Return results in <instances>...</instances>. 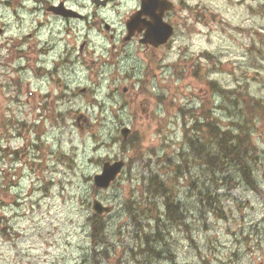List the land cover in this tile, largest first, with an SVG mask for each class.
<instances>
[{
	"label": "rangeland",
	"instance_id": "1",
	"mask_svg": "<svg viewBox=\"0 0 264 264\" xmlns=\"http://www.w3.org/2000/svg\"><path fill=\"white\" fill-rule=\"evenodd\" d=\"M221 13L228 24L190 37L195 54H219L215 67L202 60L179 75L183 63L171 61L178 67L139 75L143 84L129 75L133 61L116 71L87 47L86 58L62 61L54 86L48 80L43 90H59L60 104L35 109L36 93L29 104L26 95L8 101L13 86L0 94V264H264V17ZM204 107L222 130L250 131L258 190L238 168L199 159L192 142L205 134L192 124ZM125 126L135 131L134 146L121 136ZM36 135L39 155L24 150L23 137ZM119 158L122 174L96 188L103 163ZM152 176L181 202V225L167 220L164 198L148 188ZM94 199L112 206L103 217L108 258L92 243ZM143 230L161 256L135 259Z\"/></svg>",
	"mask_w": 264,
	"mask_h": 264
},
{
	"label": "flooded vegetation",
	"instance_id": "2",
	"mask_svg": "<svg viewBox=\"0 0 264 264\" xmlns=\"http://www.w3.org/2000/svg\"><path fill=\"white\" fill-rule=\"evenodd\" d=\"M221 1L0 0V94L13 86L16 88L13 99L4 95L8 101L26 95L28 100L22 101L29 104L36 93L35 109L45 108L48 101L50 106L60 104L63 97L59 90H43L48 80L54 86L53 78L62 61L67 63L75 56L77 60L86 58L87 47L93 50L92 54L99 51L95 56L106 57L102 66H116V71L124 62L133 61L128 64L132 66L128 72L139 83V75L144 72L147 76L154 72L163 74L169 67H178L171 61L183 63L179 75L191 64L199 70L202 60L214 65L215 60H220L219 54L204 49L195 54L190 37L202 35L201 28L215 25L220 30L228 24L222 11L244 12L250 22L256 14L264 17V0H224L220 4ZM148 103L142 100L147 117ZM134 134L131 129L127 143ZM23 138L27 140L26 152L41 154L38 146L42 136L36 135L33 141Z\"/></svg>",
	"mask_w": 264,
	"mask_h": 264
},
{
	"label": "trees",
	"instance_id": "3",
	"mask_svg": "<svg viewBox=\"0 0 264 264\" xmlns=\"http://www.w3.org/2000/svg\"><path fill=\"white\" fill-rule=\"evenodd\" d=\"M196 76L199 75L196 74ZM256 106H261V103L257 101ZM190 112H195V115L197 113L196 109ZM199 114H201V117L196 118L195 122L192 124L194 130L205 134L202 141L198 139L197 141L192 142L194 151L197 153L199 159L204 163L213 161L214 163H218L221 167L232 165L238 168L242 173L245 184L254 190H258L252 164L248 161L251 152L256 150V145L252 139L250 131L241 129L237 134H234L232 130H222L220 124L212 120V113L205 107L200 110ZM200 119H202L201 122ZM130 142L131 145L134 146L135 143H132V141ZM211 144L214 145V153H210ZM147 183L148 188L154 189L156 196L161 195L164 198L167 218L172 223L180 225L183 216L182 204L176 202L174 195L168 190L166 183L160 180L158 176L150 177ZM128 209L131 210V206H128ZM136 217L138 216H135V218ZM158 219L159 217L156 218V221ZM140 226L141 228L143 227L142 225ZM157 228L159 229V226H157ZM142 229H144V227ZM91 230L92 243L95 252L100 249L102 251L97 252L108 258L109 247L106 242L108 236L106 235V223H104L103 217L99 215L92 216ZM149 235L152 234H148V232H144V230L141 234L137 235V239L140 240L138 248L140 254L153 256V254H157V251L150 246ZM144 243H146L145 247L143 246Z\"/></svg>",
	"mask_w": 264,
	"mask_h": 264
},
{
	"label": "water",
	"instance_id": "4",
	"mask_svg": "<svg viewBox=\"0 0 264 264\" xmlns=\"http://www.w3.org/2000/svg\"><path fill=\"white\" fill-rule=\"evenodd\" d=\"M130 133L129 128H123L122 129V135L126 139ZM125 165V162L123 160H120L115 163L111 162H105L103 164L102 173L97 174L94 177L95 185L99 188H109L111 183L116 180L118 175L123 170V167ZM93 209L97 214H104L109 213L111 208L104 206L100 201L94 200L93 202Z\"/></svg>",
	"mask_w": 264,
	"mask_h": 264
},
{
	"label": "bare ground",
	"instance_id": "5",
	"mask_svg": "<svg viewBox=\"0 0 264 264\" xmlns=\"http://www.w3.org/2000/svg\"><path fill=\"white\" fill-rule=\"evenodd\" d=\"M157 184V183H156ZM160 187V186H159Z\"/></svg>",
	"mask_w": 264,
	"mask_h": 264
}]
</instances>
